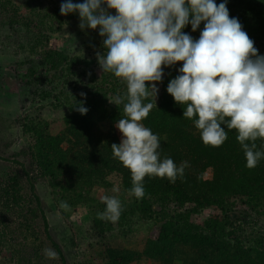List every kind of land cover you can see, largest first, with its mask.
Returning <instances> with one entry per match:
<instances>
[{"label": "trees", "instance_id": "obj_1", "mask_svg": "<svg viewBox=\"0 0 264 264\" xmlns=\"http://www.w3.org/2000/svg\"><path fill=\"white\" fill-rule=\"evenodd\" d=\"M221 2L216 0L217 4ZM46 3L0 0V15L12 29L23 27L34 34L31 54L40 57V63L18 75L26 87H36L39 107L21 122L31 140L14 157L18 169L9 179L0 180L2 218L17 219L35 240L38 234L46 236L62 263L67 264L49 231L36 192L37 184L47 181L58 193L60 203L67 202L68 209L92 206L89 235L97 242L95 247L90 244L95 257L87 264H132L141 256L154 260V264H264V159L255 168H247L234 129H226L228 139L219 147L202 142L200 130L193 123L196 117H183L186 106L175 102L166 91L183 62L163 68L162 82H155L159 89L156 98L152 94L145 100L153 108L141 123L158 135L161 159L169 157L177 165L187 161L188 166L174 183L166 177L145 176V196L137 199L130 191V169L111 149L113 143L121 141L115 123L125 116L123 104L113 102L116 95L127 92L126 81L103 72L97 54L82 59L53 51L50 40L80 17L78 13L61 15L59 7ZM226 6L230 17L239 19L259 54H264L260 48L264 43V0H228ZM109 11L116 14L114 9ZM202 28L203 22L195 32L191 25L183 31L195 39ZM99 39L102 55L103 38ZM48 79L55 84H49ZM59 81L63 86H58ZM81 101L89 109L84 115L75 108ZM61 109L60 118L57 111ZM50 113L62 119L63 129L57 134L48 119ZM255 143L260 149L264 140ZM104 196L116 197L122 203L115 222L98 218V213L105 210ZM38 219L43 223L42 232L34 228ZM148 219L155 220L148 236L136 234V227H130ZM246 227L249 233L245 236ZM145 237V250L138 253L132 248L133 242Z\"/></svg>", "mask_w": 264, "mask_h": 264}, {"label": "clouds", "instance_id": "obj_2", "mask_svg": "<svg viewBox=\"0 0 264 264\" xmlns=\"http://www.w3.org/2000/svg\"><path fill=\"white\" fill-rule=\"evenodd\" d=\"M228 0H64L61 15L78 13L79 27L99 28L104 54L97 53L103 72H112L126 81L127 92L116 95L114 104H123L125 116L115 123L122 133L113 143V155L132 173L130 190L137 199L145 196V176L168 178L175 182L188 166L165 157L161 159L157 134L141 123L153 108L145 103L155 98L162 82L164 67L177 69L179 75L167 85V93L183 107V117L192 119L205 145L221 146L228 130H236V139L246 159V167L255 168L264 159V54H259L237 17H230ZM106 5L107 7H103ZM114 9L113 15L109 10ZM198 38L183 31L191 25ZM163 66V67H162ZM148 82V83H146ZM81 96H85L81 93ZM84 115L88 108L76 102ZM103 213L98 218L115 222L122 212L116 197L104 196ZM61 208L68 209L67 202ZM48 258H56L53 249H44Z\"/></svg>", "mask_w": 264, "mask_h": 264}, {"label": "rangeland", "instance_id": "obj_3", "mask_svg": "<svg viewBox=\"0 0 264 264\" xmlns=\"http://www.w3.org/2000/svg\"><path fill=\"white\" fill-rule=\"evenodd\" d=\"M46 2L49 7L60 8L64 0H46ZM0 13H3L1 5ZM79 23V19L67 23L65 30L50 40V48L58 53H68L72 58L89 59L99 53L102 48L99 28L81 30ZM34 38V34L23 27L12 29L2 14L0 15V180L9 179L18 169L14 163V157L29 146L31 140L29 136H26L21 122L29 112L33 109L36 111L39 107L36 104L38 100L36 87H26L18 77L25 72V68L35 66L40 61L39 56L31 54L34 51H31ZM260 48L264 53V43ZM22 62L26 64L22 66ZM47 82L55 84L53 79H48ZM57 84L59 87L63 86L62 81ZM57 115L60 118L63 117V110H58ZM48 119L53 124L54 133L57 134L63 129L62 119H56L52 113L49 114ZM117 133L121 140L122 133L118 129ZM36 187L48 220L49 231L60 246L67 264H87L91 258L94 259L90 244L94 246L97 239L89 235V227L93 220L92 206L61 208L58 193L47 181L39 182ZM154 222V219H148L143 224L142 222L139 225L132 223L130 227H136V234L148 236ZM34 228L37 232L43 231L41 219H38ZM245 230L246 236L249 229L246 227ZM0 234L1 264H63L59 254L54 259L45 255L44 249L47 248L58 253L46 236L38 234L39 238L35 240L28 235L17 219L10 221L0 215ZM146 242V237L139 238L138 241L133 242L132 248L141 253L145 250ZM247 242L253 244L252 241ZM132 264H154V260L141 256ZM174 264H181V262L177 261Z\"/></svg>", "mask_w": 264, "mask_h": 264}]
</instances>
